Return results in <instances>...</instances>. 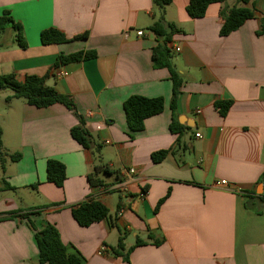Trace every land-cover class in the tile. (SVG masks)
Masks as SVG:
<instances>
[{
    "label": "crops",
    "instance_id": "1",
    "mask_svg": "<svg viewBox=\"0 0 264 264\" xmlns=\"http://www.w3.org/2000/svg\"><path fill=\"white\" fill-rule=\"evenodd\" d=\"M188 3L173 0L164 9L165 22L180 29L168 44L183 79L173 112L171 74L152 61L153 49L163 44L150 29L160 19L152 0H0V16L9 12L27 42L21 48L12 28L0 35V76L46 77L48 86L70 96L111 172L100 174L106 186H90L99 159L73 139L79 120L64 105L7 102L13 92L0 91L7 158L4 169L0 163V264H40L35 231L17 215L26 213L38 229L55 225L84 264H264V0L241 5L254 18L226 37L220 35L222 4L192 19ZM51 28L69 39L89 36L43 45L41 32ZM83 50L97 57L57 64L61 54ZM60 71L68 75L58 77ZM133 95L162 97L165 109L130 138L124 102ZM217 101L232 102L226 116ZM173 117L181 135L171 132ZM161 150L171 152L155 163L152 155ZM14 153L22 155L17 162L9 158ZM50 159L66 167L61 188L47 181ZM89 198L117 216V228L107 220L89 227L76 222L71 206ZM149 232L164 242L153 245ZM121 234L127 249L138 238L148 242L129 262L111 253Z\"/></svg>",
    "mask_w": 264,
    "mask_h": 264
},
{
    "label": "trees",
    "instance_id": "2",
    "mask_svg": "<svg viewBox=\"0 0 264 264\" xmlns=\"http://www.w3.org/2000/svg\"><path fill=\"white\" fill-rule=\"evenodd\" d=\"M153 5L160 9V19L151 26V30L163 40V44L158 45L153 49L152 61L156 69L166 68L171 74L173 82V97L171 108L176 111L177 102L181 93L183 79L179 72L175 69L172 62V52L168 44L172 41L174 34L179 33L180 29L175 24L166 23L164 20V9L170 5L173 0H152ZM228 0H189L187 5V13L192 19L205 17L207 10L212 4H222L220 11L222 26L220 35L222 37L229 36L231 33L241 28L248 20L254 18V11L241 5L248 4L250 0H238V5L228 6ZM8 28H12L15 33L17 44L21 48L27 47V42L24 36L23 27L20 23L15 22L9 12H5L0 16V35ZM264 33V24L263 30ZM86 32L83 35L69 39L66 35L57 29H46L41 32L40 38L43 45L63 44L72 40L88 38ZM97 57L95 51H79L72 54L58 56L57 64H70L81 61L94 59ZM9 89L13 92L12 95L6 98L7 102L13 99H22L27 104L37 108H47L55 104H62L68 110L72 111L79 120V124L72 128L71 135L85 149H94L99 159V166L95 173L88 175V181L91 187H104L106 183L100 177L101 173L111 174L107 166L102 164L100 154L101 147L94 144L93 136L87 128V123L84 117L78 112L75 102L70 96L60 94L54 87L46 84V77H38L34 75H26L19 78L15 74H7L0 76V91ZM231 101H217L216 109L222 116H226L230 107ZM165 109V100L162 97L148 98L138 95L129 97L124 102V110L129 129V137L133 138V134L144 129L145 121L153 116L163 113ZM173 134L181 135L183 128L177 125L174 120L170 125ZM180 137V136H179ZM179 139V138H178ZM180 142V141H178ZM3 147V131L0 127V163L2 168H5L7 158L2 153ZM171 152V150H161L153 153L152 159L155 163L162 162ZM20 153H14L9 156L10 160L17 162L21 159ZM67 179L65 165L56 159H50L47 162V181L55 184L57 187H63ZM170 190L167 195L161 199L155 212L157 213L161 205L169 197ZM72 215L76 222L82 227H89L95 223L107 220L112 228H117V216L111 214L109 208L101 201L89 198L81 203L71 206ZM21 218H26L30 227L35 231V239L39 251L40 264H84L85 258L73 246L66 245L62 239L57 227L53 224H47L42 229H38L30 219V214H17ZM149 240H152L153 245H161L164 239L156 240L152 232H149ZM125 234H121L116 247L112 248V254L116 257H122L125 262H129L130 253L139 246L146 245L148 242L137 239L134 246L126 248Z\"/></svg>",
    "mask_w": 264,
    "mask_h": 264
},
{
    "label": "built area",
    "instance_id": "3",
    "mask_svg": "<svg viewBox=\"0 0 264 264\" xmlns=\"http://www.w3.org/2000/svg\"><path fill=\"white\" fill-rule=\"evenodd\" d=\"M137 34H138V36H143L144 33H143L142 31H139ZM177 50H180V49L178 48ZM67 75H68V73L65 72V71H60V72L57 74L58 77H65V76H67ZM197 136L200 137V134H198ZM130 173H135V170H134V169H131V170H130ZM221 185H223V186H225V187H228V186H229L228 182H226V181H222V182H221ZM144 196H145V192L142 191V192L140 193V197L143 198ZM106 250H107V249H106L105 247H102L101 250H100V254H104V253L106 252Z\"/></svg>",
    "mask_w": 264,
    "mask_h": 264
}]
</instances>
